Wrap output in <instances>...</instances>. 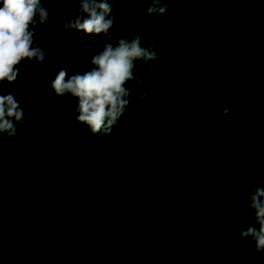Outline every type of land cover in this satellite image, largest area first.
<instances>
[{
    "label": "trees",
    "instance_id": "16d2710c",
    "mask_svg": "<svg viewBox=\"0 0 264 264\" xmlns=\"http://www.w3.org/2000/svg\"><path fill=\"white\" fill-rule=\"evenodd\" d=\"M46 6L53 33L32 29L45 62L2 83L28 123L0 136V264H264L240 240L255 220L237 188L264 186V0H175L151 18L143 2L114 4V33L161 42L156 68H134L149 96L137 104L144 89L129 82L106 135L48 87L88 70L103 38L63 29L77 5Z\"/></svg>",
    "mask_w": 264,
    "mask_h": 264
},
{
    "label": "clouds",
    "instance_id": "9594fccd",
    "mask_svg": "<svg viewBox=\"0 0 264 264\" xmlns=\"http://www.w3.org/2000/svg\"><path fill=\"white\" fill-rule=\"evenodd\" d=\"M124 2L145 3L146 18H151L167 17L169 5L175 0H0V136L6 134L12 138L18 134L19 127L28 123L16 97L2 92V83L15 82L19 75L18 66L24 61L29 64L45 62L47 50L34 45L35 32L32 29L37 23L41 27L48 24L44 31L49 35L53 33L56 18L50 16L48 4L77 5L66 10L63 29L98 35L104 41L102 49L90 57L88 70L69 75L61 69L48 85L55 97L76 99L78 123L87 125L93 134H110L120 126V118L132 103L133 89L128 87L129 82H133L136 89H144L137 104L149 96L150 83L136 74L134 68L137 61L150 70L156 68L158 53L154 49L161 41L155 31L151 34L154 43L149 47L142 46L139 32L128 37L114 33V29H119V23L113 5ZM160 23L157 19L153 28H158ZM204 94L205 90L201 89L200 95ZM212 102L210 100V106ZM229 111V108H222L220 115L230 121ZM237 188L255 220V224L240 231V240L253 244L258 254L264 253V186L247 188L241 182Z\"/></svg>",
    "mask_w": 264,
    "mask_h": 264
}]
</instances>
